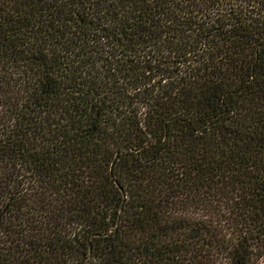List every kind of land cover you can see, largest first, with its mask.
Masks as SVG:
<instances>
[{"label": "trees", "instance_id": "16d2710c", "mask_svg": "<svg viewBox=\"0 0 264 264\" xmlns=\"http://www.w3.org/2000/svg\"><path fill=\"white\" fill-rule=\"evenodd\" d=\"M0 264H264V0H0Z\"/></svg>", "mask_w": 264, "mask_h": 264}]
</instances>
